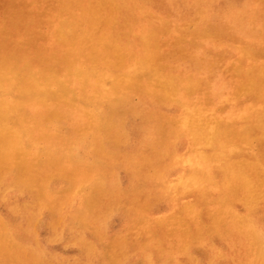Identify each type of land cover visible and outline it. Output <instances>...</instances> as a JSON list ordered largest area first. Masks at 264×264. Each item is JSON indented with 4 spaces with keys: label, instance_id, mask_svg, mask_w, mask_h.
<instances>
[{
    "label": "rangeland",
    "instance_id": "1",
    "mask_svg": "<svg viewBox=\"0 0 264 264\" xmlns=\"http://www.w3.org/2000/svg\"><path fill=\"white\" fill-rule=\"evenodd\" d=\"M65 1L67 2L64 0H0V37L7 33L4 39L0 38V69L1 65L8 64L26 79L30 74L45 76L43 74L48 72L55 75L57 73L56 77L60 85L56 92L61 93L59 98L50 100L52 106L50 102L42 104L29 100L15 115H18L15 121L19 124L22 144L29 152L27 156L34 160L37 169L40 167V170L31 171L38 177L34 183H28L19 176L21 172L22 174L25 172V161L28 160L26 157H22L19 153L17 157L13 155V163L8 170H5L7 166L4 164L10 159L6 160L0 151V158L4 160L0 162V174H3L0 180V264H184L181 262L184 259H186L183 261L185 264H264V99L262 98L264 94V0H255V2L253 0ZM59 2L61 4L58 5ZM128 2H131V5ZM81 4H85L84 7ZM157 6L160 10L156 9ZM44 9H46L45 14ZM183 9L184 12H182ZM53 12L56 13L53 16L55 18H52ZM11 16L12 20H15L13 23ZM42 17L46 18L41 19ZM69 18L78 20L82 26H86L92 33L93 40L100 39L101 48H92L95 44L92 42H88L86 48H80L74 38L68 42L61 38L58 34V25ZM45 19L47 22H43ZM17 20L19 23H16ZM40 20L42 23L39 24ZM224 20L226 26L223 24ZM158 22L160 25H157ZM40 25L42 27L39 31ZM125 25H127L126 30H124ZM202 28L204 31H201ZM25 31L28 35L30 34V37ZM193 34L195 36H192ZM7 36L11 37L7 38ZM160 36L163 37L164 42ZM209 36L211 37L208 38ZM22 37H25V40ZM30 42L36 46L31 45ZM17 43L19 45L22 43V46H18ZM8 44L11 46L9 49ZM60 44L66 48L60 49ZM73 44L78 48H73ZM23 46L28 49L24 51ZM193 47L196 50H193ZM201 52L207 54L203 55ZM33 56L38 57V60ZM98 56H100V68H103L105 62L112 69L100 82L97 79L90 80L91 82L82 80L70 74L68 67L73 59L78 58L80 62L88 65L90 61L98 59ZM146 56L151 57L153 67L161 76L175 80L176 84L174 83L173 92L170 95H165L158 83L143 78L144 75L137 62ZM61 70L63 73L60 72ZM136 75L141 77L134 78ZM119 76L128 77L123 78V82L117 85L116 78ZM192 76L195 78L193 79ZM62 82L66 86V92L61 87ZM15 91L9 88L5 94L10 99H17L19 95ZM0 96H2L1 91ZM204 101L206 107L202 106ZM79 106L81 110L76 109ZM26 108L28 110H25ZM231 110L236 112L235 115ZM39 112L43 113L41 115L44 118L39 115ZM154 112L159 116L157 117L158 114ZM152 114H155L154 118ZM79 119L80 121L83 119V122ZM151 119L155 120L156 124ZM158 120L159 122H156ZM63 122L64 126H62ZM215 128L220 130V139L226 141L223 149L226 156H222L216 143L210 141L212 137L209 132ZM61 129L64 130L61 131ZM113 130L119 134L116 135ZM195 130L203 131L206 139H200ZM146 132H149L148 135ZM152 132L157 135L155 133L156 136L153 135ZM50 133L54 134L50 135ZM47 135L54 138H48ZM64 136H68L67 139ZM41 139H43L42 142ZM63 139L66 140L63 141ZM7 142H11V139ZM49 151L54 155L51 156ZM68 151H70L71 161L65 160L62 155ZM55 160L62 162L55 164ZM225 161L228 162L230 170L225 168ZM97 163L104 166L102 168L104 172L100 168L99 171L98 169L95 171V167L91 169L90 165H97ZM47 165L50 166L48 169H46ZM233 171L236 175L232 179L230 174L232 175ZM242 171L244 174L248 172L250 176L244 179V175L240 176ZM94 173H97V178ZM106 175L109 176L106 177ZM79 177L84 178L78 179ZM97 180L99 186L96 187V185L95 192L91 190L92 193H90V183ZM65 184L69 186L66 187ZM97 192H99L98 195ZM217 193L220 194L217 195ZM89 194L99 198V203L92 210L88 203ZM204 208L205 211H203ZM210 226L211 228H208ZM229 245L230 251L227 250ZM196 247L198 251L195 250Z\"/></svg>",
    "mask_w": 264,
    "mask_h": 264
},
{
    "label": "bare ground",
    "instance_id": "2",
    "mask_svg": "<svg viewBox=\"0 0 264 264\" xmlns=\"http://www.w3.org/2000/svg\"><path fill=\"white\" fill-rule=\"evenodd\" d=\"M55 1V0H54ZM77 1V0H76ZM79 1V0H78ZM163 1H165V0H163ZM254 2H255V0H253ZM64 2H67V1H65L64 0ZM133 2V1H132ZM159 2V1H158ZM167 2V1H166ZM220 2V1H219ZM225 2V1H224ZM228 2V1H227ZM260 2H262V1H260ZM63 3V2H62ZM69 3V2H68ZM84 3V2H83ZM128 3H130V5H131V2H128ZM140 3V2H139ZM152 3V2H151ZM151 3H149V4H151ZM156 4H157V2H155ZM164 3V2H163ZM162 3V4H163ZM174 3H175V1H174ZM193 3V2H192ZM196 3V2H195ZM199 3V2H198ZM54 4V3H53ZM58 5L59 4H61V2H59V3H57ZM144 4V3H143ZM166 4H168V2L166 3ZM180 4V3H179ZM260 4V3H259ZM258 4V5H259ZM63 5H64V3H63ZM62 5V6H63ZM84 5L85 4H81V6L82 7H84ZM92 5V4H91ZM160 5H161V3H160ZM181 5H182V2H181ZM200 5H202V4H200ZM236 5V4H235ZM49 6V5H48ZM61 6V7H62ZM75 6V5H74ZM148 6V5H147ZM173 6V5H172ZM183 6V5H182ZM198 6V5H197ZM204 6V5H203ZM214 6V5H213ZM260 6V5H259ZM50 7V6H49ZM66 7V6H65ZM71 7V6H70ZM70 7H68V8H70ZM137 7V6H136ZM165 7H167L166 5H165ZM193 7V6H192ZM208 7V6H207ZM38 8V7H37ZM76 8V7H75ZM149 8V7H148ZM164 8V7H163ZM176 8V7H175ZM181 8V7H180ZM186 9L185 10H187V7H185ZM199 8V7H198ZM214 8V7H213ZM253 8V7H252ZM262 8V10H263V7H261ZM39 9V8H38ZM73 9V8H72ZM122 9V8H121ZM156 9H158V6L156 7ZM166 9V8H165ZM169 9H170V7H169ZM247 9V8H246ZM256 9V8H255ZM14 11H15V9H13ZM46 9H44V12H43V10H39V11H41V12H43L44 14L46 13V11H45ZM68 10H70V9H68ZM95 10V9H94ZM125 10V9H124ZM150 10V9H149ZM148 10V11H149ZM158 10H160V9H158ZM175 10H177V9H175ZM196 10V9H195ZM199 10V9H198ZM254 10V9H253ZM17 11H19V10H17ZM20 11H22V10H20ZM30 11V10H29ZM34 11V10H33ZM39 11L38 12H36V13H39ZM121 11V10H120ZM200 11V10H199ZM205 11V10H204ZM218 11V10H217ZM238 11V10H237ZM68 12V11H67ZM108 12V11H107ZM150 12H152V11H150ZM155 12V11H154ZM182 12H184V9H183V11ZM187 12V11H186ZM190 12V11H189ZM219 12V11H218ZM257 12V11H256ZM31 13V12H30ZM47 13H49V12H47ZM66 13V12H65ZM74 13H76V12H74ZM172 13H175L176 14V12H172ZM171 13V14H172ZM177 13H178V11H177ZM180 13V12H179ZM195 13V12H194ZM206 13V12H205ZM209 13H210V10H209ZM212 13V12H211ZM220 13V12H219ZM218 13V14H219ZM241 13V12H240ZM255 13V12H254ZM263 13V12H262ZM13 14V13H12ZM11 14V15H12ZM54 14H56V13H54L53 12V14H52V18H55V17H53V16H55ZM116 14V13H115ZM137 14V13H136ZM142 14H144V13H142ZM155 14H157V13H155ZM175 14H173L174 16H175ZM181 14V13H180ZM190 14V13H189ZM193 14V13H192ZM217 14V13H216ZM260 14V13H259ZM258 14V15H259ZM264 14V13H263ZM20 15V14H19ZM37 14H35V16H36ZM50 15H51V13H50ZM59 15V14H58ZM137 15H139V14H137ZM158 15H160L159 13H158ZM261 15V14H260ZM259 15V16H260ZM12 16H14V15H12ZM12 16L10 17L11 18V20H12ZM17 16V15H16ZM47 16V15H46ZM64 16H65V14H64ZM76 16V15H75ZM79 16V15H78ZM165 16V15H164ZM169 16H170V14H169ZM169 16H168V18H169ZM190 16V15H189ZM193 16V15H192ZM205 16V15H204ZM255 17H256V15H254ZM264 16V15H263ZM26 17H29V16H26ZM66 17V16H65ZM84 17V16H83ZM88 17V16H87ZM121 17V16H120ZM139 17V16H138ZM176 17H178V16H176ZM175 17V18H176ZM187 17H188V15H187ZM206 17V16H205ZM218 17V16H217ZM17 18V17H16ZM32 18V17H31ZM30 18V19H31ZM40 18V17H39ZM43 18H46V17H42L41 19H43ZM64 18V17H63ZM68 18V17H67ZM76 18H77V16H76ZM165 18H166V16H165ZM182 18V17H181ZM185 18V17H184ZM183 18V19H184ZM18 19H20V18H18ZM23 19H25V17L23 18ZM35 19V18H34ZM49 19H51V18H49ZM153 19V18H152ZM180 19V18H179ZM190 19H192V18H190ZM207 19V18H206ZM205 19V20H206ZM243 19V18H242ZM21 20V19H20ZM29 20V19H28ZM37 20H39V19H37ZM54 20V19H53ZM119 20H120V18H119ZM131 20V19H130ZM167 20H169V19H167ZM187 20V19H186ZM189 20V19H188ZM187 20V21H188ZM257 20V19H256ZM263 20V19H262ZM3 21V20H2ZM2 21H1V23H2ZM15 21V20H14ZM13 20H12V23L14 22ZM25 21H26V19H25ZM41 21V20H40ZM121 21V20H120ZM139 21V20H138ZM153 21H155V19L153 20ZM171 21H172V19H171ZM183 21H185V20H183ZM182 21V22H183ZM191 21V20H190ZM220 21V20H219ZM254 21V20H253ZM24 22V21H23ZM23 22H21V23H23ZM37 22H39V21H37ZM43 22H47L46 21V19H45V21L43 20ZM49 22V21H48ZM54 22H56V21H54ZM122 22H123V18H122ZM131 22H133V21H131ZM142 22V21H141ZM202 22V21H201ZM201 22H199V24L201 23ZM210 22V21H209ZM208 22V23H209ZM16 23H19L18 22V20L16 21ZM15 23V24H16ZM26 23V22H25ZM34 23V22H33ZM32 23V24H33ZM40 23H42V21L41 22H39V24ZM81 22L80 21H78V20H75V19H72L71 18V20H70V18L68 19V20H63L62 22H60V24L58 25V34L60 35V37L61 38H63L64 40H66L67 42L68 41H71V40H73V38L75 39V41L77 42V44L79 45V47L80 48H86V44L88 43V42H92V43H95L94 44V47H92V48H101V46H102V44H101V42H100V39H94L93 40V36H92V33L86 28V26H82L81 24H80ZM127 23H129V22H127ZM139 23V22H138ZM198 23V22H197ZM211 23V22H210ZM215 23H217V22H215ZM219 23V22H218ZM30 24V23H29ZM47 25H48V23H46ZM45 24V25H46ZM51 24V23H50ZM53 24V23H52ZM142 24V23H141ZM144 24H146V23H144ZM155 24H156V22H155ZM202 24H204V23H202ZM214 24V23H213ZM222 24V23H221ZM224 25H225V20H224V23H223ZM2 25V24H1ZM14 25V24H13ZM12 25V26H13ZM20 25V24H19ZM25 25V24H24ZM42 25V24H41ZM39 26V28H38V30L40 31V28L42 27V26ZM47 25H46V28H47ZM54 25V24H53ZM133 25V24H132ZM152 25V24H151ZM157 25H160L159 24V22H158V24ZM176 25V24H175ZM180 25V24H179ZM181 25H182V23H181ZM219 25V24H218ZM245 25V24H244ZM247 25V24H246ZM253 25H254V22H253ZM261 25H262V23H261ZM6 26V25H5ZM16 26H17V24H16ZM15 26V27H16ZM22 26V25H21ZM37 25H35V27H36ZM56 26H57V24H56ZM143 26V25H142ZM147 26V25H146ZM150 26V25H149ZM148 26V27H149ZM153 26V25H152ZM151 26V27H152ZM172 26V25H171ZM201 26H203V25H201ZM220 26V25H219ZM226 26V25H225ZM255 26V25H254ZM3 27V26H2ZM1 27V28H2ZM18 27V26H17ZM16 27V28H17ZM31 27V26H30ZM29 27V28H30ZM99 27V26H98ZM127 27V25H125V27H124V30H126L125 28ZM144 27V26H143ZM178 27V26H177ZM232 27V26H231ZM230 27V28H231ZM245 27V26H244ZM15 28V29H16ZM24 28V27H23ZM122 28V27H121ZM133 28V27H132ZM139 28H141V27H139ZM154 28V27H153ZM4 29H6V27L4 28ZM24 29H26V28H24ZM23 29V30H24ZM31 29V28H30ZM33 29V28H32ZM123 29V28H122ZM155 29V28H154ZM198 29V28H197ZM205 29V28H204ZM214 29V28H213ZM213 29H211V30H213ZM228 29V28H227ZM232 29H233V27H232ZM231 29V30H232ZM243 29V28H242ZM259 29V28H258ZM3 30V29H2ZM36 30V29H35ZM118 30V29H117ZM171 30V29H170ZM225 30V29H224ZM246 30V29H245ZM7 31V30H6ZM6 31H4L5 33H6ZM8 31H9V29H8ZM31 31V30H30ZM37 31V30H36ZM116 31V30H115ZM119 31H120V29H119ZM137 31H138V28H137ZM174 31V30H173ZM194 31V30H193ZM201 31H204L203 30V28H202V30ZM218 31V30H217ZM216 31V32H217ZM229 30H227V32H228ZM235 31V30H234ZM249 31V30H248ZM3 32V33H4ZM27 31H25V33H26ZM46 32V31H45ZM44 32V33H45ZM132 32H133V30H132ZM140 32V31H139ZM145 32V31H144ZM192 32V31H191ZM214 32V31H213ZM216 32H215V34H216ZM222 32H223V30H222ZM224 32H226V31H224ZM231 32V31H230ZM243 32H244V30H243ZM9 33V32H8ZM25 33H24V35H25ZM28 33H29V30H28ZM28 33H26L27 35H28ZM34 33V32H33ZM33 33H31V34H33ZM36 33V32H35ZM96 33V32H95ZM121 33H123V32H121ZM166 33V32H165ZM174 33H175V31H174ZM178 33H180V32H178ZM250 33V32H249ZM7 34V33H6ZM6 34H4V38H5V35ZM10 34H12L13 35V33H10ZM46 34V33H45ZM133 34V33H132ZM135 34H136V32H135ZM149 34V33H148ZM166 34H168V33H166ZM171 34V33H170ZM177 34V33H176ZM195 34H196V32H195ZM221 34V33H220ZM248 34V33H247ZM257 34V33H256ZM261 34V33H260ZM264 34V33H263ZM2 35V34H1ZM15 35V34H14ZM21 35V34H20ZM30 35V34H29ZM28 35V36H29ZM39 35H40V33H39ZM38 35V36H39ZM130 35V34H129ZM128 35V36H129ZM163 35H164V33H163ZM191 35V34H190ZM198 35H200V34H198ZM218 35V34H217ZM235 35H237L236 33H235ZM19 36V35H18ZM23 36V35H22ZM26 36V35H25ZM49 36V35H48ZM47 36V37H48ZM121 36V35H120ZM137 36H139V35H137ZM165 36V35H164ZM168 36H169V34H168ZM192 36H195L194 34L192 35ZM226 36V35H225ZM255 36V35H254ZM264 36V35H263ZM3 37H0V38H3ZM8 37H11V36H7V38ZM30 37V36H29ZM33 37H35V35L33 36ZM47 37H46V39H47ZM131 37H133V36H131ZM160 37H162V36H160ZM166 37V36H165ZM164 37V38H165ZM171 37V36H170ZM188 37V39H189V36H187ZM202 37H203V35H202ZM206 37V36H205ZM211 36H209L208 38H210ZM217 37H219V36H217ZM243 37V36H242ZM3 38V39H4ZM23 39L25 38V37H22ZM22 38H20V39H22ZM39 38V37H38ZM134 38V37H133ZM208 38H207V40H208ZM215 38H216V36H215ZM245 38V37H244ZM2 39V40H3ZM11 39V38H10ZM27 39V38H26ZM29 39V38H28ZM27 39V40H28ZM33 39V38H32ZM37 39V38H36ZM35 39V40H36ZM43 39H44V37H43ZM45 39V40H46ZM124 39H125V37H124ZM130 39V38H129ZM135 39V38H134ZM133 39V40H134ZM162 39H163V37H162ZM174 39V37L172 38V40ZM186 39V38H185ZM187 39V40H188ZM219 39H220V37H219ZM14 40V39H13ZM13 40H11V41H13ZM25 40V39H24ZM41 40V39H40ZM52 40V39H51ZM50 40V41H51ZM97 40H98V42H97ZM138 40V39H137ZM169 40V39H168ZM196 40V39H195ZM210 40V39H209ZM226 40V39H225ZM251 40V39H250ZM250 40H247V42H250ZM262 40V39H261ZM260 40V41H261ZM5 41V40H4ZM10 41V43L12 44V42ZM15 42H16V40H14ZM23 41V40H22ZM236 41V40H235ZM3 42V41H2ZM52 42V41H51ZM97 42V43H96ZM124 42V41H123ZM133 41H132V39H131V43H132ZM138 42H140V41H138ZM163 42H164V39H163ZM172 42V41H171ZM196 42V41H195ZM239 42V41H238ZM9 43V42H8ZM18 43H19V41H18ZM17 43V44H18ZM25 43H27V41L25 42ZM31 43V45L33 44L32 42H30ZM30 43H28V45L30 44ZM55 43L57 44V42L55 41ZM125 43V42H124ZM130 43V42H129ZM159 43H160V41H159ZM165 43H167V42H165ZM213 43V42H212ZM2 44V43H1ZM21 45H19L18 44V46H22V43H20ZM133 44V43H132ZM137 44V43H136ZM211 44V43H210ZM214 44H216L215 42H214ZM230 44V43H229ZM9 46H10V44H8ZM14 45H16V44H14ZM33 45H35V44H33ZM55 45V44H54ZM61 45V44H60ZM130 45V44H129ZM160 45H161V43H160ZM204 45V44H203ZM256 45V44H255ZM3 46V45H2ZM8 46V49L9 48H11V46L9 47ZM13 46V45H12ZM36 46V45H35ZM43 46V45H42ZM130 46H133V45H130ZM134 46H136V45H134ZM171 46V45H170ZM188 46V45H187ZM211 46V45H210ZM209 46V47H210ZM226 46V45H225ZM230 46V45H229ZM256 46H258V45H256ZM27 47V46H26ZM40 47H41V45H40ZM47 47V46H46ZM63 47H65L64 45H61V48L60 49H63ZM137 47V46H136ZM138 47H139V45H138ZM168 47H169V45H168ZM199 47V46H198ZM204 47V46H203ZM202 47V48H203ZM208 47V48H209ZM227 47V46H226ZM232 47V46H231ZM3 48V47H2ZM13 48H15L14 46H13ZM24 48V46L22 47V49ZM58 48V47H57ZM66 48V47H65ZM67 48H69V47H67ZM73 48H78L75 44H73ZM200 48V47H199ZM204 48H206V47H204ZM6 50H7V48H5ZM19 48H17V50H18ZM21 49V48H20ZM28 49V48H27ZM27 49H25L24 48V51L25 50H27ZM34 49H36V48H34ZM33 49V50H34ZM39 48H37L36 50H38ZM44 49V48H43ZM47 49V48H46ZM59 49V50H60ZM135 49V48H134ZM138 49V48H137ZM137 49H136V51H137ZM169 49V48H168ZM193 50L195 49L194 47L192 48ZM5 50V52L7 53V51ZM13 50V49H12ZM12 50H10V51H12ZM45 50V49H44ZM57 50V49H56ZM59 50H58V53H59ZM188 50V49H187ZM196 50V49H195ZM205 50V49H204ZM217 50V49H216ZM229 50V49H228ZM19 51V50H18ZM18 51H16V52H18ZM23 51V52H24ZM35 51V50H34ZM41 51H42V49H41ZM40 51V52H41ZM167 51V50H166ZM4 51H2V54H4L3 53ZM13 52H14V50H13ZM23 52H22V54H23ZM28 52V51H27ZM38 52V51H37ZM44 52H46V53H49V52H47V51H44ZM50 52H51V50H50ZM52 52H54V51H52ZM195 52V51H194ZM231 52V51H230ZM12 53V52H11ZM10 53V54H11ZM21 53V52H20ZM39 53V52H38ZM57 53V52H56ZM202 53V52H201ZM204 53H206V52H204ZM204 53H202L203 55H204ZM218 53V52H217ZM10 54H8V56L10 55ZM12 54H14V53H12ZM19 54V53H18ZM33 54H35V52H33ZM45 54V53H44ZM207 54V53H206ZM220 54V53H219ZM264 54V53H263ZM16 55V54H15ZM21 55V54H20ZM26 55V54H25ZM24 55V56H25ZM28 55H31V54H29L28 53ZM28 55H27V57H28ZM35 55H38V54H35ZM34 55V56H35ZM57 55V54H56ZM195 55V54H194ZM231 55V54H230ZM11 56V55H10ZM32 56V55H31ZM30 56V57H31ZM33 56V57H34ZM60 56H61V54H60ZM176 56V55H175ZM200 56V55H199ZM213 56V55H212ZM232 56H233V54H232ZM231 56V57H232ZM237 56V55H236ZM4 57V56H3ZM13 57V56H12ZM26 57V56H25ZM44 57H45V55H44ZM191 57V56H190ZM193 57H195V56H193ZM192 57V58H193ZM203 57V56H202ZM225 57H227V56H225ZM228 57H229V55H228ZM260 57H261V55H260ZM259 57V58H260ZM11 58V57H10ZM29 58V57H28ZM34 58H36V57H34ZM38 58V57H37ZM36 58V59H37ZM42 58V57H41ZM58 58V57H57ZM70 58H72V57H70ZM99 58H100V56H98V59H96V60H94V61H90L89 62V64L87 65L86 63H82V62H80L79 61V59L78 58H76V59H73L72 61H70V64H69V67H68V70H69V72H70V74H72L73 76H75V77H77V78H81L82 80H86V81H90V80H92L93 81V79H97L98 80V82H100L101 80H103L104 78H105V76H106V73H108L109 71H111L112 69H111V67L110 66H108L107 65V63H103V68H100V65H99ZM191 58V59H192ZM205 58V57H204ZM211 58V57H210ZM214 58H215V56H214ZM230 58V57H229ZM234 58V57H233ZM232 58V59H233ZM53 59H54V57H53ZM82 59V58H81ZM168 59H169V57H168ZM180 59V58H179ZM213 59V58H212ZM216 59V58H215ZM218 59V58H217ZM38 60V59H37ZM176 60V59H175ZM193 60V59H192ZM205 60V59H204ZM209 60H211V59H209ZM11 61V60H10ZM12 61H13V59H12ZM34 61V60H33ZM43 61H45V60H43ZM166 61V60H165ZM164 61V62H165ZM168 61V60H167ZM182 61H183V59H182ZM185 61H187V60H185ZM198 61V60H197ZM226 61H227V59H226ZM228 61H232V60H229L228 59ZM5 62H7L6 60H5ZM22 62V61H21ZM29 62H31V61H29ZM36 62V61H35ZM177 62V61H176ZM184 62V61H183ZM205 62V61H204ZM260 62H262V61H260ZM7 63H9L10 64V62H7ZM34 63V62H33ZM49 64H50V62H48ZM138 67H139V69L141 70V72L143 73V78H148V79H150V81L151 82H155V83H158V85L162 88V90L164 91V93H165V95H170L172 92H173V85H174V83L176 84V82H175V80H171V79H168V78H165V77H163V76H161V74H159L158 73V71L153 67V64H152V59H151V57H149V56H146V57H142V58H140V60H138ZM172 63H173V61H172ZM172 63H170L171 65H172ZM178 63V62H177ZM211 63H214V62H211ZM216 63H217V60H216ZM224 63V62H223ZM37 64V63H36ZM40 64V63H39ZM48 64V65H49ZM62 64V63H61ZM179 64H181V63H179ZM187 64H188V62H187ZM202 64H203V62H202ZM19 65V64H18ZM35 65V64H34ZM59 65V64H58ZM99 65V66H98ZM219 65V64H218ZM224 65V64H223ZM2 67H1V69H0V91H1V94H2V96H0V151L2 152V155H3V157L4 158H6V160L7 159H10L9 161H7V163L6 164H4V166H7V168L5 169V170H8L9 168H10V164H12L13 163V155H15L16 157H17V154L19 153V154H21V156L22 157H26L28 160H26L25 161V172H23V174H22V172L20 173V179L23 177V179H25L28 183H34L35 181H36V179L38 178V177H36L33 173H31V171L32 170H40V167H38V169H37V167H36V165H35V162H34V160L33 159H31L30 157H28L27 155H28V151L26 150V146L24 147L23 146V144H22V136H21V131H20V129L18 128V125L19 124H16V121H15V119H17V117H18V115L17 116H15L16 114H18L19 113V110H20V108H21V106L22 105H24L27 101H29V100H32V101H34V102H38V103H42V104H46L47 102L49 103L50 102V106H52V103H51V101L50 100H52L53 98H59L60 96H61V93L60 92H56V90L58 89L57 87H59V85H60V82H59V80L57 79V77H56V75H57V73H56V75L55 74H53V73H51V72H48V73H46V74H43V75H45V76H39V74H38V76H36L35 74H30L29 76H28V78L26 79V77L24 78L18 71H16V70H14V69H12V68H10V66H8V64L7 65H1ZM46 66V65H45ZM188 66V65H187ZM202 66V65H201ZM206 66H207V64H206ZM214 66V65H213ZM22 67V66H21ZM32 67H33V64H32ZM35 67V66H34ZM36 67H37V65H36ZM36 67H35V69H36ZM41 67V66H40ZM47 67V66H46ZM46 67H44L43 66V68H46ZM189 67V66H188ZM209 67H210V64H209ZM18 68V67H17ZM20 68V67H19ZM18 68V69H19ZM26 68V67H25ZM28 68V67H27ZM26 68V69H27ZM37 68H39V67H37ZM193 68V67H192ZM196 68H199V67H196ZM204 68V67H203ZM207 68V67H206ZM220 68V67H219ZM25 69V70H26ZM48 69V68H47ZM46 69V70H47ZM61 69V68H60ZM59 69V70H60ZM178 69H179V67H178ZM183 69V68H182ZM200 69H202V68H200ZM209 69V68H208ZM221 69V68H220ZM218 70V69H217ZM224 70V69H223ZM179 71H180V69H179ZM216 71V70H215ZM61 73H63V71L61 70L60 71ZM66 72V71H65ZM178 72V71H177ZM206 72V71H205ZM24 73V72H23ZM51 73V74H50ZM175 73V72H174ZM184 75L186 74V72L185 73H183ZM182 74V75H183ZM192 74V73H191ZM41 75V74H40ZM141 75V74H140ZM140 75H136L134 78H138ZM198 75V74H197ZM243 75V74H242ZM142 76V75H141ZM140 76V77H141ZM202 76V75H201ZM215 76H216V74H215ZM66 77V76H65ZM126 77H128V76H119V77H117L116 78V84L118 85V84H121L122 82H123V78H126ZM193 77V76H192ZM203 77V76H202ZM61 78H62V76H61ZM68 78H69V76H68ZM71 78V77H70ZM185 78V77H184ZM195 77H193V79H194ZM67 79V78H66ZM225 79V78H224ZM73 80V79H72ZM135 80V79H134ZM228 80H229V78H228ZM75 81V80H74ZM202 81V80H201ZM212 81V80H211ZM210 81V82H211ZM72 82V81H71ZM77 82V81H76ZM91 82V81H90ZM66 83V82H65ZM78 83V82H77ZM143 83V82H142ZM185 83V82H184ZM202 83H204V81H202ZM68 84V83H67ZM62 86V88L65 90V92H66V86L64 85V83L62 82V84H61ZM76 86H78V85H76ZM75 86V87H76ZM205 86V85H204ZM207 86V85H206ZM205 86V87H206ZM210 86V85H209ZM73 87V86H72ZM79 87V86H78ZM204 87V88H205ZM9 88H11V89H14V90H16L17 91V93H18V95H19V97L17 98V99H10V97L8 98L7 97V95L5 94V92H6V90H9ZM78 90V89H77ZM76 90V91H77ZM210 90V89H209ZM15 91V92H16ZM80 91V90H79ZM87 91H88V89H87ZM111 91V90H110ZM211 91V90H210ZM78 92V91H77ZM227 92V91H226ZM88 93V92H87ZM181 93V92H180ZM184 93V92H183ZM70 94V93H69ZM208 94V93H207ZM212 94H213V92H212ZM211 94V95H212ZM224 94V93H223ZM228 94V93H227ZM10 95V94H9ZM12 95H14V94H12ZM71 95V94H70ZM195 95V94H194ZM201 95H203V94H201ZM216 95V94H215ZM259 95V94H258ZM69 96V95H68ZM78 96V95H77ZM76 96V97H77ZM192 96H193V94H192ZM198 96H200V95H198ZM208 96H210V95H208ZM232 96V95H231ZM102 97V96H101ZM184 97V96H183ZM191 97V96H190ZM214 97V96H213ZM66 98H68V97H66ZM78 98V97H77ZM219 98V97H218ZM262 98L264 99V94H263V96H262ZM250 99V98H249ZM131 100V99H130ZM132 100H134V99H132ZM181 100V99H180ZM75 101H77L76 99H75ZM79 101H82V100H79ZM139 101V100H138ZM213 101V100H212ZM78 102V101H77ZM32 103V102H31ZM131 103V102H130ZM130 103H128V104H130ZM140 103V102H139ZM156 103V102H155ZM154 103V104H155ZM167 103V102H166ZM202 103H203V101H202ZM60 104H61V102H60ZM81 104H82V102H81ZM143 104H145V103H143ZM31 105V104H30ZM33 105V104H32ZM35 105V104H34ZM59 105V104H58ZM57 105V106H58ZM62 105H64L65 106V104H63L62 103ZM78 105V104H77ZM85 105H86V103H85ZM102 105V104H101ZM151 105V104H150ZM150 105H149V107H150ZM167 105V104H166ZM234 105V104H233ZM232 105V106H233ZM28 106V105H27ZM26 106V107H27ZM49 106V107H50ZM104 106H106V105H104ZM128 106V105H127ZM164 106V105H163ZM169 106V105H168ZM170 106H172V105H170ZM203 107L205 106V101H204V104L202 105ZM30 107H32V106H30ZM33 107H35V106H33ZM61 107H63V106H61ZM66 107V106H65ZM94 107V106H93ZM102 107V106H101ZM124 107V106H123ZM126 107V106H125ZM143 107V106H142ZM148 107V108H149ZM202 107V108H203ZM206 107V106H205ZM231 107V106H230ZM229 107V108H230ZM238 107V106H237ZM236 107V108H237ZM28 108V107H27ZM25 109V110H28V109H30V108H28V109ZM36 108V107H35ZM40 107H38V109H39ZM43 108H45V107H43ZM53 108V107H52ZM74 108H75V106H74ZM79 108V110H81L80 108V106L79 107H77L76 109H78ZM158 108V107H157ZM228 108V107H227ZM37 109V110H38ZM42 109V108H41ZM49 109H51V108H49ZM68 109V108H67ZM71 109V108H70ZM160 109V108H159ZM232 109V108H231ZM35 110V109H34ZM78 110V111H79ZM134 109H132V111H133ZM164 110V109H163ZM168 110V109H167ZM33 111V110H32ZM42 111V110H41ZM40 111V112H41ZM58 111V110H57ZM77 111V110H76ZM161 111V110H160ZM226 111V110H225ZM231 111H233V110H231ZM26 112H28V111H26ZM34 112H36V111H34ZM39 112V113H40ZM47 112V111H46ZM69 112V111H68ZM67 112V113H68ZM134 112V111H133ZM139 112H141L140 110H139ZM163 112V111H162ZM227 112V111H226ZM37 113V112H36ZM83 113V112H82ZM135 113V112H134ZM154 113H156V112H154ZM170 113V112H169ZM218 113V112H217ZM216 113V114H217ZM234 113H236V112H234L233 111V114ZM25 114V113H24ZM35 114V113H34ZM41 114H43V113H40L39 115H41ZM76 114V113H75ZM80 114H81V111H80ZM79 114V115H80ZM132 114V113H131ZM156 114H158V113H156ZM171 114V113H170ZM26 115V114H25ZM30 115V114H29ZM28 115V116H29ZM83 115V114H82ZM127 115V114H126ZM153 115V118L155 117L154 115L155 114H152ZM167 115V114H166ZM172 115V114H171ZM170 115V116H171ZM227 115V114H226ZM235 115V114H234ZM28 116H27V119H28ZM31 116V115H30ZM41 116H43V115H41ZM81 116V115H80ZM118 116V115H117ZM159 116V114L157 115V117ZM173 116H175V115H173ZM35 117H37V115H35ZM63 117V116H62ZM66 117V116H65ZM64 117V118H65ZM82 117V116H81ZM85 117V116H84ZM83 117V118H84ZM165 117V116H164ZM226 117V116H225ZM228 117V116H227ZM41 119H43L44 118V116H43V118L42 117H40ZM67 118V117H66ZM65 118V119H66ZM118 118H119V116H118ZM125 118H127V117H125ZM124 118V119H125ZM152 118V119H153ZM169 118V117H168ZM176 118V117H175ZM30 119V118H29ZM36 119V118H35ZM63 119V118H62ZM85 119V118H84ZM121 119V118H120ZM136 119V118H135ZM134 119V120H135ZM151 119V120H152ZM162 119V118H161ZM55 120V119H54ZM70 120V119H69ZM73 120V119H72ZM86 120V119H85ZM117 120V119H116ZM150 120V121H151ZM20 121V120H19ZM40 121V120H39ZM79 121H80V119H79ZM81 121L83 122V119H81ZM80 121V122H81ZM120 121V120H119ZM125 121V120H124ZM145 121V120H144ZM143 121V122H144ZM149 121V122H150ZM153 121V120H152ZM155 121V120H154ZM154 121H153V123H154ZM21 122V121H20ZM30 122H32V121H30ZM35 122H37V121H35ZM41 122V121H40ZM46 122V121H45ZM121 122V121H120ZM126 122V121H125ZM129 122H130V119H129ZM156 122H159V120L158 121H156ZM76 123V122H75ZM77 123H79L78 121H77ZM140 123V122H139ZM162 123V122H161ZM30 124H32L33 125V123H30ZM64 122H63V125L62 126H64ZM148 125H149V123H147ZM154 124H156V123H154ZM169 124V123H168ZM26 125V124H25ZM55 125V124H54ZM61 125V124H60ZM138 125V124H137ZM153 125V124H152ZM158 125H159V123H158ZM162 125H163V123H162ZM23 126V125H22ZM36 126V125H35ZM39 126V125H38ZM43 126H44V124H43ZM76 126H78V125H76ZM119 126V125H118ZM130 126V125H129ZM157 126V125H156ZM160 126V125H159ZM171 126V125H170ZM169 126V127H170ZM123 127H125V126H123ZM122 127V128H123ZM126 127H128V126H126ZM146 127H147V125H146ZM73 128V127H72ZM133 128V127H132ZM161 128V127H160ZM37 129V128H36ZM41 129H42V127H41ZM68 129H69V127H68ZM68 129H67V132H68ZM74 129V128H73ZM119 129V128H118ZM121 129V128H120ZM129 129V128H128ZM131 129V128H130ZM145 129V128H144ZM147 129V128H146ZM159 129V128H158ZM35 130V129H34ZM39 130V129H38ZM51 130L53 131V128H51ZM60 130V129H59ZM64 130V129H63ZM62 129H61V131H63ZM72 130V129H71ZM115 130V129H114ZM113 130V131H114ZM122 130V129H121ZM126 130H127V128H126ZM137 130V129H136ZM44 131H46L47 132V130H44ZM74 131V130H73ZM112 131V132H113ZM133 131V130H132ZM142 131V130H141ZM161 131V130H160ZM167 131V130H166ZM193 131V130H192ZM29 132V131H28ZM34 132V131H33ZM121 132V131H120ZM128 132V131H127ZM127 132H125V133H127ZM130 132V131H129ZM156 132V131H155ZM154 132V133H155ZM43 133V132H42ZM54 133H56L55 131H54ZM54 133H52V134H54ZM64 133V132H63ZM73 133V132H72ZM114 133H116L115 131H114ZM142 133V132H141ZM149 133V132H148ZM148 133L146 132V134L148 135ZM150 133H151V131H150ZM153 133V132H152ZM153 133V135H155ZM167 133V132H166ZM195 133H197L198 135H199V138L200 139H206V135H205V133L203 132V131H201V130H199V131H197L196 132V130H195ZM38 134L40 135V133L38 132ZM51 133H50V135H52ZM113 134V133H112ZM118 134H119V132H118ZM117 133H116V135H118ZM135 134V133H134ZM209 134H211V137H212V139L210 140L211 142H214V143H216V145H217V148L220 150V152H222V156H226V154L223 152V149H224V147H225V143H226V141L225 140H223V139H220V130H219V128H215V130H211L210 132H209ZM235 134V133H234ZM44 135V134H43ZM63 135V134H62ZM66 135V134H65ZM72 135V134H71ZM95 135H97V133L95 134ZM128 135V134H127ZM130 135V134H129ZM144 135V134H143ZM142 135V136H143ZM157 135V134H156ZM155 135V136H156ZM159 135V134H158ZM161 135V134H160ZM166 135V134H165ZM41 136V135H40ZM70 136V135H69ZM126 136V135H125ZM135 136V135H134ZM139 136H140V134H139ZM145 136V135H144ZM253 136V135H252ZM43 137V136H42ZM45 137V136H44ZM46 137H48V138H51V137H49V135H47ZM61 137V136H60ZM65 137V136H64ZM67 137L68 136H66L65 138L67 139ZM122 137V136H121ZM120 137V138H121ZM136 137V136H135ZM170 137H172L171 135H170ZM34 138H36V137H34ZM38 138V137H37ZM54 138V137H53ZM53 138H51V139H53ZM62 138V137H61ZM74 138H75V136H74ZM73 138V139H74ZM168 138H169V136H168ZM188 138V137H187ZM9 139H11V142H7ZM43 139H45V138H43ZM43 139H41L40 141L42 142V140ZM59 139V138H58ZM66 139H63V141L64 140H66ZM88 139V138H87ZM189 139V138H188ZM30 140V139H29ZM48 140V139H47ZM56 140V139H55ZM55 140H53V141H55ZM86 140V139H85ZM128 140H130V139H128ZM145 140H146V138H145ZM157 140V139H156ZM178 140V139H177ZM51 142H53L52 140H50ZM60 141V140H59ZM62 141V140H61ZM75 141V140H74ZM73 141V142H74ZM91 141V140H90ZM45 142V141H44ZM57 142V141H56ZM69 142V141H68ZM93 142V141H92ZM125 142V141H124ZM126 142H127V140H126ZM125 142V143H126ZM130 142V141H129ZM150 142V141H149ZM161 142H162V140H161ZM28 143H29V141H28ZM48 143V142H47ZM104 143V142H103ZM46 144V143H45ZM49 144H51V143H49ZM54 144H57V143H54ZM144 144V143H143ZM264 144V143H263ZM62 145V144H61ZM95 145V144H94ZM98 145H99V142H98ZM191 145V144H190ZM54 146V145H53ZM58 146V145H57ZM82 146V145H81ZM127 147V146H126ZM140 147H142V146H140ZM40 148H42V147H40ZM44 148V147H43ZM59 148H60V146H59ZM107 148H109L108 146H107ZM36 149V148H35ZM37 149H38V147H37ZM53 149V148H52ZM56 150V149H55ZM81 150V149H80ZM88 150V149H87ZM91 151V150H90ZM89 151V152H90ZM94 151V150H93ZM127 151V150H126ZM205 151V150H204ZM264 151V150H263ZM31 152H32V150H31ZM42 152V151H41ZM70 151H68V152H64L62 155L65 157V160H70L71 161V158H70V153H69ZM75 152V151H74ZM33 153H34V150H33ZM256 153H257V151H256ZM49 154L51 155V156H53L54 154H52L50 151H49ZM31 155H32V153H31ZM56 155V154H55ZM242 155V154H241ZM240 155V156H241ZM44 156V155H43ZM86 156V155H85ZM247 156V155H246ZM47 157V156H46ZM151 157V156H150ZM153 158V157H152ZM249 158V157H248ZM264 158V157H263ZM125 159V158H124ZM87 160V159H86ZM88 160H89V158H88ZM94 160V159H93ZM115 160V159H114ZM2 161H4L3 159H1L0 158V162H2ZM63 161H64V159H63ZM90 161H92V160H90ZM62 161H60V160H55L54 161V163L55 164H60ZM74 162V161H73ZM226 162V166H225V168L227 169V170H230L229 169V164H228V162L227 161H225ZM64 163V162H63ZM85 163V162H84ZM261 163H262V161H261ZM54 164V165H55ZM65 164V163H64ZM69 164V163H68ZM43 165H45L44 164V162H43ZM71 165V164H70ZM48 166L49 165H47L46 167V169H48ZM50 167V166H49ZM63 167V166H62ZM75 167V166H74ZM77 167V166H76ZM82 167L83 166H81V170H83L82 169ZM90 167H91V169L93 168V167H95L96 168V170L95 171H97V169H98V171H99V168L100 169H102L104 166H101V163L100 164H98L97 163V165H90ZM80 168V167H79ZM43 169V168H42ZM45 169V168H44ZM43 169V170H44ZM51 169V168H50ZM59 169V168H58ZM94 169V168H93ZM12 170V169H11ZM70 170H71V168H70ZM69 170V171H70ZM106 170V169H105ZM109 170V169H108ZM115 170V169H114ZM3 171V170H2ZM50 171V170H49ZM53 171V170H52ZM51 171V172H52ZM94 171V170H93ZM93 171H90V172H92L93 173ZM101 171H103V169L101 170ZM110 171V170H109ZM14 172V171H13ZM45 172L47 173V170H45ZM104 172V171H103ZM116 172V171H115ZM106 173H108V171L106 172ZM113 173V172H112ZM95 174V173H94ZM97 174V173H96ZM96 174H95V177H96ZM98 174H99V172H98ZM103 175H104V173H102ZM115 174V173H114ZM8 175H11L12 176V174H8ZM14 175H16V174H14ZM24 175H25V177H24ZM39 175V174H38ZM42 175H43V173H42ZM92 176H94L93 174H91ZM90 175V176H91ZM100 175H101V172H100ZM219 175H221V174H219ZM233 175V176H232ZM232 175L230 174V176H231V178L233 179L234 178V176L236 175L235 174V172L233 171L232 172ZM244 175V176H243ZM80 176H81V174H80ZM91 176V177H92ZM105 176V175H104ZM107 176H109V175H106V177ZM240 176H243V178L244 179H247V176L249 177L250 176V174L248 173V172H245V174H244V172L242 171L241 172V174H240ZM42 177V176H41ZM78 177V176H77ZM90 177V178H91ZM97 177H98V175H97ZM96 177V178H97ZM106 177H104V178H106ZM112 177V176H111ZM111 177H109V178H111ZM220 177V176H219ZM3 178V174L1 173L0 174V180ZM16 178V177H15ZM81 177H79L78 179H80ZM82 178H84V177H82ZM81 178V179H82ZM94 178V177H93ZM22 179V180H23ZM77 179V180H78ZM6 180H7V177H6ZM63 180V179H62ZM101 180H102V178H101ZM219 180V179H218ZM221 180V179H220ZM60 181V180H59ZM105 181V180H104ZM111 181H113L112 179H111ZM39 182H40V180H39ZM63 182V181H62ZM68 181H66V183H67ZM70 182V181H69ZM73 182H74V180H73ZM77 182V181H76ZM78 182H79V180H78ZM98 180H97V182L96 181H92L91 183H90V186H91V188H90V193H92L91 192V190L93 191V192H95V186L96 187H98L99 185H98ZM106 182V181H105ZM109 183V182H108ZM12 184V183H11ZM49 184H51V183H49ZM76 184V183H75ZM78 184V183H77ZM101 184V183H100ZM110 184V183H109ZM2 185H3V183H2ZM64 185V184H63ZM102 185V184H101ZM51 186H53V185H51ZM58 186V185H57ZM65 186L66 187H68L69 185H67V184H65ZM88 186V185H87ZM56 187V186H55ZM83 187V186H82ZM2 188V187H1ZM53 188V187H52ZM58 188V187H57ZM57 188H55V190L57 189ZM60 188H62V187H60ZM49 189V188H48ZM51 189V188H50ZM64 189H66V188H64ZM69 189V188H68ZM220 189V188H219ZM54 190V189H53ZM59 190V189H58ZM86 190V189H85ZM9 191V190H8ZM17 191V190H16ZM22 191H24L23 189H22ZM21 191V192H22ZM52 191V190H51ZM60 191H61V189H60ZM59 191V192H60ZM80 191V190H79ZM97 191H99V190H97ZM20 192V193H21ZM32 192H33V190H32ZM68 192H69V190H68ZM68 192H67V194H68ZM26 193V192H25ZM65 193V192H64ZM108 193V192H107ZM117 193V192H116ZM196 193V192H195ZM33 194V193H32ZM63 194V193H62ZM94 194V193H93ZM99 194V192H97V195ZM119 195H120V193H118ZM201 194V193H200ZM218 194H220V193H217V195ZM31 195V194H30ZM66 195V194H65ZM81 195H82V193H81ZM90 195V194H89ZM187 195V194H186ZM188 195H189V193H188ZM207 195V194H206ZM77 196H78V194H77ZM89 197V196H88ZM87 197V198H88ZM185 197H187V196H185ZM193 197V196H192ZM200 198V197H199ZM72 199V198H71ZM82 199V198H81ZM98 199L99 198H97L96 196H94V195H90V197L88 198V203L91 205L90 207H91V210L93 209V207L95 206V205H97L98 203H99V201H98ZM33 200V199H32ZM36 200V199H35ZM77 200V199H76ZM83 200H85V199H83ZM104 200H105V198H104ZM192 200V199H191ZM190 200V201H191ZM44 201H45V199H44ZM193 201V200H192ZM14 202H16V201H14ZM18 202V201H17ZM48 202V201H47ZM185 202V201H184ZM194 202V201H193ZM259 203V202H258ZM15 204H17V203H15ZM20 204V203H19ZM32 204V203H31ZM47 204V203H46ZM103 204V203H102ZM181 204V203H180ZM179 204V205H180ZM237 204V203H236ZM261 204V203H260ZM12 205V204H11ZM203 205V204H202ZM262 205V204H261ZM8 206V205H7ZM103 205H101V207H102ZM178 206V205H177ZM182 206V205H181ZM260 206V205H259ZM16 207V206H15ZM78 207V206H77ZM179 207V206H178ZM177 207V208H178ZM11 208V207H10ZM20 208V207H19ZM18 208V209H19ZM81 207L79 206V209H80ZM244 208V207H243ZM257 208H259V207H257ZM15 209V208H14ZM30 209V208H29ZM179 209V208H178ZM256 209V208H255ZM16 210V209H15ZM20 210V209H19ZM30 210H32V209H30ZM34 210V209H33ZM239 210V209H238ZM16 211H18V210H16ZM89 211H90V209H89ZM175 211H176V209H175ZM203 211H205V208H204V210ZM255 210H253V212H254ZM258 211V210H257ZM22 212V210L20 211V213ZM240 212V211H239ZM173 213V212H172ZM171 213V214H172ZM182 213V212H181ZM205 213V212H204ZM203 213V214H204ZM256 213V212H255ZM180 214V213H179ZM181 215V214H180ZM183 215V214H182ZM206 215V214H205ZM261 215V214H260ZM263 215H264V213H263ZM26 216V215H25ZM2 217V216H1ZM23 217V216H22ZM169 217V216H168ZM203 217V216H202ZM209 217H210V215H209ZM215 217V216H214ZM200 218H201V216H200ZM4 219V218H3ZM22 219V218H21ZM211 219V218H210ZM259 219V218H258ZM262 220V219H261ZM6 221H8V220H6ZM207 221H208V219H207ZM204 222V221H203ZM11 223V222H10ZM210 223V222H209ZM223 224V223H222ZM262 224V223H261ZM8 225V224H7ZM11 225H12V223H11ZM257 225H258V223H257ZM10 226V225H9ZM207 226V225H206ZM161 227H163V226H161ZM222 227V226H221ZM224 227V226H223ZM229 227V226H228ZM16 228V227H15ZM208 228H211V226L210 227H208ZM206 230H207V228H205ZM228 229V228H227ZM159 230V229H158ZM161 230V229H160ZM224 230V229H223ZM166 231V230H165ZM209 231V230H208ZM161 232V231H160ZM159 232V233H160ZM13 233V232H12ZM157 233H158V231H157ZM156 233V234H157ZM173 233V232H172ZM209 233V232H208ZM162 234V232L160 233V235ZM226 234V233H225ZM168 235V234H167ZM216 235V234H215ZM162 236V235H161ZM169 236V235H168ZM15 237H16V235H15ZM165 237V236H164ZM163 237V238H164ZM175 237V236H174ZM216 237V236H215ZM156 238V237H155ZM163 238H161V239H163ZM212 238H214V237H212ZM16 239H18V237L16 238ZM15 239V240H16ZM169 239V238H168ZM174 239V238H173ZM219 239H221V238H219ZM238 239V238H237ZM241 239V238H240ZM239 239V240H240ZM154 240V239H153ZM172 240V239H171ZM211 240H213V239H211ZM216 240V239H215ZM17 241H19V240H17ZM167 241V240H166ZM222 241V240H221ZM174 242H175V240H174ZM217 242V241H216ZM216 242H214L215 243V245H216ZM20 243V242H19ZM195 243V242H194ZM236 243V245H237V243H238V240L235 242ZM21 244V243H20ZM24 244V243H23ZM168 244H169V242H168ZM220 244L222 245V242H220ZM226 244V243H225ZM224 244V245H225ZM227 244H228V241H227ZM140 245V244H139ZM144 245V244H143ZM176 245V244H175ZM232 245H234L233 243H232ZM23 246V245H22ZM27 246V245H26ZM142 246V245H141ZM166 246V245H165ZM238 246H239V244H238ZM144 247V246H143ZM169 247V246H168ZM175 247V246H174ZM205 247V246H204ZM223 247V246H222ZM225 247V246H224ZM210 248H212V247H210ZM229 248H231L230 247V245H229V247H228V249L227 250H229ZM234 248V247H233ZM165 249V248H164ZM171 249V248H170ZM219 249V248H218ZM221 249H223V248H221ZM237 249V248H236ZM239 249V248H238ZM171 250H173V249H171ZM180 250V249H179ZM193 250H194V248H193ZM195 250H197L198 251V249H197V247H196V249ZM202 250H204V249H202ZM26 251H27V247H26ZM26 251H25V253H26ZM166 251V250H165ZM206 251V250H205ZM212 251V250H211ZM210 251V252H211ZM226 251V250H225ZM230 251V250H229ZM232 251V250H231ZM196 252V251H195ZM217 252H218V250H217ZM159 253V252H158ZM173 252H171V254H172ZM200 253V252H199ZM27 254V253H26ZM171 254H169L170 256H171ZM179 254V253H178ZM205 254H206V256H207V253L205 252ZM217 254V253H216ZM233 254V253H232ZM243 254V253H242ZM212 255V254H211ZM211 255H210V257H211ZM218 255V254H217ZM226 255V254H225ZM234 255V254H233ZM156 256V255H155ZM168 256V255H167ZM175 256V255H174ZM179 256V255H178ZM213 256V255H212ZM227 256V255H226ZM238 256V255H237ZM237 256H235V257H237ZM28 257V256H27ZM152 257V256H151ZM208 257V256H207ZM228 257V256H227ZM226 257V258H227ZM229 257H232V256H230L229 255ZM160 258V257H159ZM178 258V257H177ZM184 258V257H183ZM233 258V257H232ZM238 258V257H237ZM172 260V259H171ZM176 260H178V259H176ZM176 260H174V262L176 261ZM184 260H186V259H184ZM183 260V261H184ZM205 260H206V258H205ZM205 260H204V262H205ZM233 260V259H232ZM141 261V260H140ZM147 261H149L148 259H147ZM173 261V260H172ZM183 261H181L182 263H184L185 264V262H183ZM192 261V260H191ZM207 261V260H206ZM201 262V261H200ZM203 262V263H204ZM208 262V261H207ZM192 263V262H191ZM159 264V263H158ZM177 264V263H176ZM200 264V263H199ZM208 264V263H207ZM219 264V263H218Z\"/></svg>",
    "mask_w": 264,
    "mask_h": 264
}]
</instances>
